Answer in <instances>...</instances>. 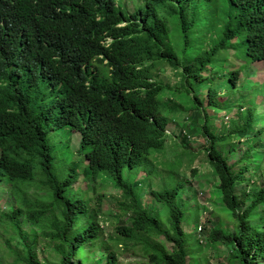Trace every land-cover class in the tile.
<instances>
[{
	"label": "trees",
	"instance_id": "obj_1",
	"mask_svg": "<svg viewBox=\"0 0 264 264\" xmlns=\"http://www.w3.org/2000/svg\"><path fill=\"white\" fill-rule=\"evenodd\" d=\"M130 1L0 0V264H41L39 237L54 264H132L118 247L135 264H201L217 246L264 264V0ZM163 67L177 88L156 80ZM202 153L220 209L200 223L181 172L198 176ZM109 189L121 215L107 244Z\"/></svg>",
	"mask_w": 264,
	"mask_h": 264
},
{
	"label": "rangeland",
	"instance_id": "obj_2",
	"mask_svg": "<svg viewBox=\"0 0 264 264\" xmlns=\"http://www.w3.org/2000/svg\"><path fill=\"white\" fill-rule=\"evenodd\" d=\"M124 2L128 5V9L132 10V4L130 0H124ZM231 66V63L228 65ZM231 66V70H232ZM262 67V64L255 65L256 68ZM259 71V69H257ZM156 80L160 83H162L164 86L169 87L170 89L177 88L179 85V77L175 76V73L170 70L169 67H163L160 73L157 75ZM260 81V80H259ZM250 83V81H248ZM264 83V81L259 82ZM258 92H262L264 94V85L256 89ZM166 96L164 95V100L170 99L171 94L169 91L166 92ZM260 95V94H259ZM233 95L229 94L228 98L226 99V102L229 103L230 100H232ZM223 113V112H221ZM227 113L229 114L228 117H233V111L227 110ZM219 120H217L219 123H222L223 125L227 126V118L223 117L221 114H219L218 117ZM184 120V119H183ZM182 119L180 121H177L179 123H183L186 121H183ZM174 127H178L176 123H173L172 125H169L167 133L173 134ZM180 131V130H179ZM194 136H190L188 139H186L188 147L196 153L197 151H200L202 147L201 139L198 135V130L195 128L192 129ZM175 133V132H174ZM59 137L62 139L61 147L67 146V149L64 153H68L69 156H78L79 152V146L77 144V139L75 136H72V138H67L64 131H61L58 133ZM176 134V133H175ZM177 140V139H176ZM179 141V140H177ZM173 140H168L166 143V153L168 150L172 149ZM63 153V154H64ZM170 152L167 153L169 155ZM169 158V157H168ZM159 159V158H158ZM204 159V154L202 153L200 156H198L192 165V169H195L198 171V176L192 177L191 173L188 169L185 170V172H181L183 174V178L187 180V188L190 189L189 199H186L188 202V206L190 209L194 210V213H197L200 217V223H203L204 220L208 221H215L216 218H212L211 214L214 210L220 209V201L213 197V194L215 193L214 190V178L211 176L210 173H205L206 169L204 167H201L200 164L201 160ZM250 170L252 172L253 166L250 165ZM184 170V169H183ZM143 173H140L139 177H141ZM251 176V174H250ZM260 178V179H258ZM264 179V165L261 166L257 170V175H255L252 180L253 181H260ZM156 183H160L159 179H156ZM145 188H148L147 186ZM116 191L109 189V195L103 199L105 201V206L102 208V215H101V223L100 226L102 228L103 234L102 238L106 240L107 244L109 243L110 239L114 240V238L117 236L115 233V228L118 226V215H121V213H117V206L115 202L116 198ZM147 198V197H146ZM5 199V198H3ZM2 203V201H1ZM3 206L6 207V209L10 208V205L7 203H3ZM153 209H157L156 205H152ZM205 210V211H204ZM192 227V224L189 226V228ZM198 231V230H197ZM194 238V233L191 232L190 237ZM111 245V242H110ZM193 245V242H192ZM37 251H38V259L40 260L41 264H54L56 262L55 255L50 251V249L47 248V242L39 237L37 239ZM202 254L200 257L201 264H230L229 263V254L225 247L217 246L216 248H201ZM117 254H119V260L122 262H130L132 264L136 263V256L132 255L131 253H125L122 248L118 247ZM91 256H96L99 263H104V260L102 259L100 252L93 254L90 253ZM121 254V255H120ZM99 256V257H97Z\"/></svg>",
	"mask_w": 264,
	"mask_h": 264
},
{
	"label": "clouds",
	"instance_id": "obj_3",
	"mask_svg": "<svg viewBox=\"0 0 264 264\" xmlns=\"http://www.w3.org/2000/svg\"><path fill=\"white\" fill-rule=\"evenodd\" d=\"M10 14H12V15L18 14V10H15V11L11 12ZM40 17H41V18H44V19H47V14H46V12H44V13L41 12V16H40ZM20 25H21V29H22L23 31H27L28 29H30V28H29L30 24L27 23V21H26L25 18L21 20Z\"/></svg>",
	"mask_w": 264,
	"mask_h": 264
}]
</instances>
